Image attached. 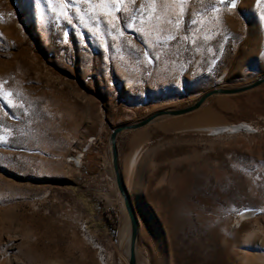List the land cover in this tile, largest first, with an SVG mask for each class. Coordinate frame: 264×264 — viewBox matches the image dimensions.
Segmentation results:
<instances>
[{
	"label": "rangeland",
	"instance_id": "1",
	"mask_svg": "<svg viewBox=\"0 0 264 264\" xmlns=\"http://www.w3.org/2000/svg\"><path fill=\"white\" fill-rule=\"evenodd\" d=\"M67 11L74 26L46 0H0V84L23 105L0 100L9 141L0 143V264H128L112 131L264 75V0H236L235 9L189 0L177 39L163 44L127 28L114 41L104 24L96 38ZM199 113L205 119L195 122ZM193 123H246L258 133L207 135ZM117 148L138 224L137 264H264V83L122 132ZM246 209L260 212L242 220Z\"/></svg>",
	"mask_w": 264,
	"mask_h": 264
},
{
	"label": "snow or ice",
	"instance_id": "2",
	"mask_svg": "<svg viewBox=\"0 0 264 264\" xmlns=\"http://www.w3.org/2000/svg\"><path fill=\"white\" fill-rule=\"evenodd\" d=\"M46 2L58 17H65L69 25H73V20L67 9H75L77 19L81 24L89 26L88 31L96 38H99L102 33L95 29H100L104 24L108 28L107 35L114 41L126 38L123 28H127L141 34L145 44H163L177 39L175 33L180 31L181 20L189 0H141L138 7L131 9H129V5H135L136 0H79V4L87 5V8H81L76 0H57L55 6L53 0H46ZM220 2L224 3L225 0H220ZM227 6L235 7L236 0H227ZM213 11L216 9L214 8ZM125 13L129 14V22L121 26L120 15ZM102 18L104 19L102 20ZM193 22L195 23V21ZM137 23L139 26L134 27V24ZM128 43H131L130 40ZM14 95L18 94L11 91L5 92L3 84H0V100H5L9 108H22V104L13 103L11 97ZM24 115L27 116L28 113L25 112ZM9 118L14 117L9 116ZM4 131L11 132L10 129H4ZM0 143L7 144L9 141L0 135Z\"/></svg>",
	"mask_w": 264,
	"mask_h": 264
},
{
	"label": "water",
	"instance_id": "3",
	"mask_svg": "<svg viewBox=\"0 0 264 264\" xmlns=\"http://www.w3.org/2000/svg\"><path fill=\"white\" fill-rule=\"evenodd\" d=\"M263 83H264V75L260 79L256 80L255 82H253L249 85L243 86V87L234 88V89H214V90H211V91L203 94L191 106H188V107L183 108V109H178V110L168 109V110L156 111L138 123L120 126L118 128H115L112 131V133L110 135V139H109L110 149H111L112 166H113V170H114L117 189H118V192H119V194L123 200V204H124L126 213L129 217L130 228H131L130 239H129V261H128V264H137L136 257H137V242H138V224H137V220H136L135 214L133 212V209H132V206L130 203V199H129L128 194L126 192V189L124 187V184H123V181L121 178L120 169H119V156H118V148H117V137L119 136V134L122 132H125V131H133V130L143 128L158 118H162V117H183V116H188V115L194 114L212 96H216V95H237V94L245 93V92H248L252 89H255V88L261 86ZM196 125H198V124H192V126H196Z\"/></svg>",
	"mask_w": 264,
	"mask_h": 264
},
{
	"label": "bare ground",
	"instance_id": "4",
	"mask_svg": "<svg viewBox=\"0 0 264 264\" xmlns=\"http://www.w3.org/2000/svg\"><path fill=\"white\" fill-rule=\"evenodd\" d=\"M225 2H227V0H225ZM236 8V6L235 7H233V9H235ZM1 18H4V15L3 14H0V19ZM220 81H222V79H220ZM217 84H219V83H217ZM216 84V85H217ZM205 114V113H204ZM204 114H197V115H195L192 119L193 120H195V122H196V119H203L202 117H203V115ZM207 115V114H206ZM198 117V118H197ZM204 119H205V115H204ZM176 121H178V120H176ZM191 123V122H190ZM200 123V122H199ZM204 123V122H203ZM208 123V122H207ZM210 123V122H209ZM186 124V123H185ZM194 124V123H193ZM242 124H244V125H246V126H248V127H250L248 124H246V123H242ZM210 125V124H209ZM190 126V125H189ZM182 128H183V126H182ZM181 128V129H182ZM186 128H188V127H186ZM190 128V127H189ZM192 129H194L195 131H198V132H201V133H206L207 135H215L216 133H224L225 131H227V130H229V131H233L232 129H233V126L232 125H222V126H208L207 124H203V125H196V126H194V127H191ZM185 129V128H184ZM188 130V129H187ZM139 153H140V150H137L135 153H134V155H133V157H132V159H131V161H130V169L131 168H133V166L135 165V163H136V160H137V157L139 156ZM80 156H77V157H75L74 158V161H75V163H80ZM258 212H260V210L259 209H246V210H243V211H241V212H239V214H238V217L240 218V219H245V218H247V217H250V216H252V215H254V214H256V213H258ZM80 231H81V233L82 234H84L86 237L88 236V234H87V230H86V225H85V223H82L81 224V227H80ZM122 231H123V229H122ZM89 240H91V237H89ZM101 253V251L99 250V254ZM101 261H102V258H101ZM102 264H104V263H102Z\"/></svg>",
	"mask_w": 264,
	"mask_h": 264
},
{
	"label": "built area",
	"instance_id": "5",
	"mask_svg": "<svg viewBox=\"0 0 264 264\" xmlns=\"http://www.w3.org/2000/svg\"><path fill=\"white\" fill-rule=\"evenodd\" d=\"M234 132H250V133H258L257 129H254L252 126L248 127L244 124H237V125H233V129Z\"/></svg>",
	"mask_w": 264,
	"mask_h": 264
},
{
	"label": "trees",
	"instance_id": "6",
	"mask_svg": "<svg viewBox=\"0 0 264 264\" xmlns=\"http://www.w3.org/2000/svg\"><path fill=\"white\" fill-rule=\"evenodd\" d=\"M105 223H106L107 227L110 228V226H111L110 220L107 217H105Z\"/></svg>",
	"mask_w": 264,
	"mask_h": 264
}]
</instances>
